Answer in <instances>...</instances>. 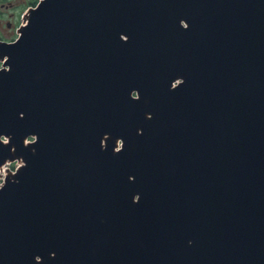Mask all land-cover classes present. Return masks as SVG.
<instances>
[{"label":"water","instance_id":"obj_1","mask_svg":"<svg viewBox=\"0 0 264 264\" xmlns=\"http://www.w3.org/2000/svg\"><path fill=\"white\" fill-rule=\"evenodd\" d=\"M18 33L0 264H264V0H38Z\"/></svg>","mask_w":264,"mask_h":264},{"label":"rangeland","instance_id":"obj_2","mask_svg":"<svg viewBox=\"0 0 264 264\" xmlns=\"http://www.w3.org/2000/svg\"><path fill=\"white\" fill-rule=\"evenodd\" d=\"M38 0H0V10L3 12L2 18L10 19L14 25L21 24V15H25L27 9L29 7L34 6ZM5 39H15L16 37H0ZM1 66V63H0ZM32 138H28L27 141H31ZM22 164L21 160H15L13 162H6L2 166V171L4 172H12Z\"/></svg>","mask_w":264,"mask_h":264},{"label":"flooded vegetation","instance_id":"obj_3","mask_svg":"<svg viewBox=\"0 0 264 264\" xmlns=\"http://www.w3.org/2000/svg\"><path fill=\"white\" fill-rule=\"evenodd\" d=\"M35 5V4H34ZM32 6V5H31ZM2 14L3 12L0 10V37H18L19 33H18V29L21 26V24L18 25H14L12 18L7 19V18H2ZM24 18V14L21 15V22L23 21ZM1 41H13V39H3L0 38Z\"/></svg>","mask_w":264,"mask_h":264},{"label":"built area","instance_id":"obj_4","mask_svg":"<svg viewBox=\"0 0 264 264\" xmlns=\"http://www.w3.org/2000/svg\"><path fill=\"white\" fill-rule=\"evenodd\" d=\"M14 171H12L11 173H13ZM5 175H6V172L2 171V167H1L0 168V186L3 184Z\"/></svg>","mask_w":264,"mask_h":264}]
</instances>
